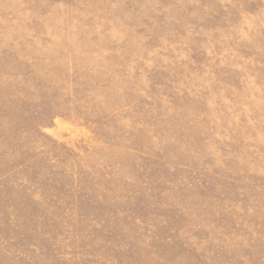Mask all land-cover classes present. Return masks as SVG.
<instances>
[{
  "label": "rangeland",
  "instance_id": "rangeland-1",
  "mask_svg": "<svg viewBox=\"0 0 264 264\" xmlns=\"http://www.w3.org/2000/svg\"><path fill=\"white\" fill-rule=\"evenodd\" d=\"M0 264H264V0H0Z\"/></svg>",
  "mask_w": 264,
  "mask_h": 264
}]
</instances>
